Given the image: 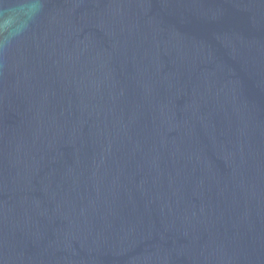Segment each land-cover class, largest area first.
I'll use <instances>...</instances> for the list:
<instances>
[{"label":"water","instance_id":"95a60500","mask_svg":"<svg viewBox=\"0 0 264 264\" xmlns=\"http://www.w3.org/2000/svg\"><path fill=\"white\" fill-rule=\"evenodd\" d=\"M0 264H264V0H0Z\"/></svg>","mask_w":264,"mask_h":264}]
</instances>
